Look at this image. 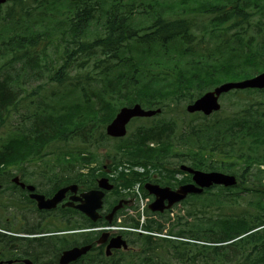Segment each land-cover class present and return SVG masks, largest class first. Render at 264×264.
Listing matches in <instances>:
<instances>
[{"label": "trees", "instance_id": "obj_1", "mask_svg": "<svg viewBox=\"0 0 264 264\" xmlns=\"http://www.w3.org/2000/svg\"><path fill=\"white\" fill-rule=\"evenodd\" d=\"M253 14L260 16L259 35L253 29ZM194 41L192 67L160 59L171 47L176 48L172 49L176 58L178 52L179 58L189 54ZM207 42L212 46L207 48ZM262 70L264 0H8L0 6V128L8 125L5 120L12 112L21 110L27 123L17 132L21 143L15 144L12 131L4 136L7 145L0 140V157L34 155L36 147L21 139L36 131H46L50 141L65 145L67 160L57 165L69 168L77 163L74 172L85 169L92 178L105 166L112 172L161 163L163 156L173 155L177 132L179 143L190 145L192 159H203L210 148L232 152L240 146L234 129L248 125L240 119L228 121L219 111L209 120L189 116L192 121L186 129L176 121L186 113L185 105L206 91ZM47 77L58 85L56 96L48 93L50 85L43 80ZM18 80L21 87L16 89ZM6 91L11 95L5 97ZM172 102L183 108L180 114L171 115L179 113ZM136 103L163 107L162 112L143 118L139 128L129 127L124 138L110 141L105 132L108 122L121 107ZM252 128L260 140L264 127L257 121ZM152 142L157 146L151 147ZM241 151L242 162L252 164L255 148L244 141ZM198 162L190 164L200 168ZM103 174L108 172L101 170L98 176ZM213 195L200 198L201 207L218 208L224 195ZM233 196H226L227 203ZM253 204L264 212L261 198ZM233 205L232 216L239 215L242 204L233 198ZM208 227L213 241L234 237L224 233L232 229L229 224L212 217ZM202 228L199 223L194 232L199 234ZM258 248L257 260L246 255L239 264H264V247L259 243ZM227 255L217 247L213 264Z\"/></svg>", "mask_w": 264, "mask_h": 264}, {"label": "flooded vegetation", "instance_id": "obj_2", "mask_svg": "<svg viewBox=\"0 0 264 264\" xmlns=\"http://www.w3.org/2000/svg\"><path fill=\"white\" fill-rule=\"evenodd\" d=\"M239 96L242 98L244 95ZM250 106L248 112L254 111L252 103ZM239 110L242 111L243 108ZM240 115L244 121H254L253 115L249 119H246L241 112ZM209 168L216 169L215 166L208 165ZM219 168L216 170L224 171L228 167ZM52 170L51 164L43 167L37 165L36 162H27L25 158H0V227L11 232H17L19 235L16 238L0 236V261H12V264L33 262L35 255L32 246L27 239L22 238L26 235L23 232H29L30 217L34 222L39 223L43 229L59 230L57 233L60 235L70 234V231L84 220V216L79 210L64 206V202L73 195L71 192H68L66 199L64 198L65 200L63 199L55 207L43 209L37 207L36 199L32 195L43 194L46 198H51L58 191L52 187L50 177ZM189 181L190 177L186 182ZM131 202H133V198L130 200ZM122 235L131 236L129 232ZM108 242L109 240L104 246Z\"/></svg>", "mask_w": 264, "mask_h": 264}, {"label": "water", "instance_id": "obj_3", "mask_svg": "<svg viewBox=\"0 0 264 264\" xmlns=\"http://www.w3.org/2000/svg\"><path fill=\"white\" fill-rule=\"evenodd\" d=\"M6 0H0V4L4 3ZM246 87H264V71L251 77L247 78L242 81L238 82H230L223 84L219 87H217L214 91L207 92L202 97L197 99L194 103L190 104L188 106V109L190 112H197L202 111L206 114H209L213 111H217L220 109L219 104V96L223 92H227L232 88H246ZM156 111L149 110L146 111L141 108L139 104H136V106L132 108H124L118 116L114 119L112 124L108 126V133L113 136H122L125 134V126L129 122V120L132 117L135 116H150L155 114ZM194 172V180L196 183L202 187L211 186L213 184H224V185H232L235 183V180L231 176H227L222 173H202L197 171ZM100 186L103 188H110V185L107 184L106 179L100 180ZM150 189L151 193H154L157 196L156 204L160 206L153 207L154 210H163L166 207L172 206L173 203L179 201L180 199L184 198L188 192H194L195 189L193 185L190 186H183L180 190L173 191L170 188H162L159 186H153V189L151 187H148ZM76 190V186H69L65 189H62L59 191L55 197L51 200H45L44 197H41L44 202H46L47 206H54L60 199L63 197V193L66 190ZM103 192L97 190V189H91L85 193L82 194L83 196V203L79 205L78 207L81 208L83 212H85L87 215L92 217L93 219L97 218L96 209L100 206L101 199L103 196ZM169 200V204L164 206L163 202L164 200ZM45 203L41 204L40 206L43 207ZM87 250V248L82 250H72L67 253H65L64 257L62 258L61 262L62 264L68 263L70 260L75 259L79 254L84 253Z\"/></svg>", "mask_w": 264, "mask_h": 264}, {"label": "rangeland", "instance_id": "obj_4", "mask_svg": "<svg viewBox=\"0 0 264 264\" xmlns=\"http://www.w3.org/2000/svg\"><path fill=\"white\" fill-rule=\"evenodd\" d=\"M250 34H251V32H250ZM197 36H201L200 33H199ZM195 43H196V41H194V45H195ZM210 46H212L211 42H207V43H206V47L208 48V47H210ZM245 95L250 96V97H254V99L251 101V103L253 102V104H254V103L256 102V100H257L256 97H258L260 94H259V93H255V94H250V95H249L248 93H245ZM234 100H237V98L234 97V96L231 95V94H227L226 96H224V101H223V102H224V104L227 105L226 109H229L228 104H232V103H230V102H232V101H234ZM242 101H243V100H242ZM239 109H241V108H239ZM6 117H7V116H6ZM187 119H189V118H185L184 121H186ZM15 120H16V114H15V113H12V114H11V121H12V123H14ZM5 130H7V129L5 128L4 131H5ZM193 199H194V198H190V200H193ZM179 209L181 210L182 213H184L183 210H182V206H179ZM180 210H178V212H180ZM190 220H191V218H190ZM163 251H167V250L163 249ZM160 254H161V257L167 261L166 264H178L175 260H173V259L171 258V256H170L169 254H166V253H164V252H160ZM159 256H160V255H159ZM191 264H192V263H191ZM195 264H196V263H195Z\"/></svg>", "mask_w": 264, "mask_h": 264}]
</instances>
